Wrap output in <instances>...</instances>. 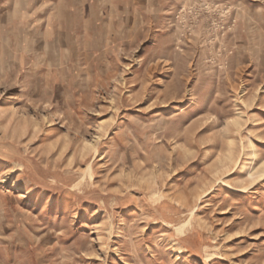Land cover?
<instances>
[{
    "label": "rangeland",
    "instance_id": "rangeland-1",
    "mask_svg": "<svg viewBox=\"0 0 264 264\" xmlns=\"http://www.w3.org/2000/svg\"><path fill=\"white\" fill-rule=\"evenodd\" d=\"M263 163L264 0H0V264H264Z\"/></svg>",
    "mask_w": 264,
    "mask_h": 264
},
{
    "label": "bare ground",
    "instance_id": "bare-ground-1",
    "mask_svg": "<svg viewBox=\"0 0 264 264\" xmlns=\"http://www.w3.org/2000/svg\"><path fill=\"white\" fill-rule=\"evenodd\" d=\"M260 172H264V163L262 164V166H261V171ZM257 173H259V172H257ZM189 224V222H186L185 224H183V226L182 227H180V228H183V227H185V226H187ZM180 230V229H179Z\"/></svg>",
    "mask_w": 264,
    "mask_h": 264
}]
</instances>
